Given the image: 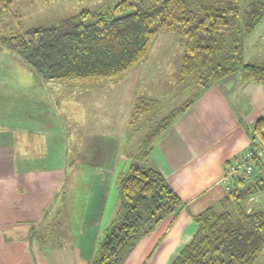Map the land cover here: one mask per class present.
Returning a JSON list of instances; mask_svg holds the SVG:
<instances>
[{
    "label": "crops",
    "instance_id": "obj_1",
    "mask_svg": "<svg viewBox=\"0 0 264 264\" xmlns=\"http://www.w3.org/2000/svg\"><path fill=\"white\" fill-rule=\"evenodd\" d=\"M261 22L250 35L254 43L264 38V19ZM50 88L51 82L0 46V264H90L108 228L104 216L116 177L133 164L132 154L122 158V151L136 130L130 124L134 102L120 101L124 96L118 95L110 103V108L123 113L119 125L115 118L110 120V114L105 128L93 117L89 129L88 124L84 129L77 123L68 133L58 118L62 104L52 103ZM162 94L156 91L154 96L142 90V96L134 101L139 97L161 100ZM185 100L181 107L191 101ZM82 106L78 102V110ZM259 120H264V89L243 82L238 75L210 87L189 103L154 143L144 163L165 176L184 206L140 240L124 264H169L192 236L194 216L227 196L226 165L248 151L251 139L246 128ZM88 133L90 148L84 149L81 142ZM77 135L78 161L70 154L72 145L68 147ZM70 174L78 176V199L72 197L76 184L66 181ZM67 189L74 190L66 202L65 195L60 197ZM54 199L59 200L56 210L51 208ZM248 204L249 210L264 211V194ZM62 213L68 219L69 235L55 233L54 237L55 241L70 239L69 245L59 246V253L73 256L67 263L55 261L56 251L50 248L54 242L48 240L47 233L43 239L37 232L47 228L46 222L55 221V215L56 220L61 218ZM257 264H264V249Z\"/></svg>",
    "mask_w": 264,
    "mask_h": 264
},
{
    "label": "trees",
    "instance_id": "obj_2",
    "mask_svg": "<svg viewBox=\"0 0 264 264\" xmlns=\"http://www.w3.org/2000/svg\"><path fill=\"white\" fill-rule=\"evenodd\" d=\"M24 0H0V46L17 54L46 82L90 85L116 82L142 64L161 34L185 40L179 84H193L194 103L210 87L233 76L264 89V62L246 63L244 44L264 19V0H121L112 9L84 10L54 26L1 32L12 8ZM189 103L173 111L142 144V156L117 181L114 219L90 264H123L137 244L184 204L165 176L142 165L154 143ZM156 101L140 97L130 124L137 127ZM247 127V126H246ZM253 172L230 178L227 196L194 216L192 236L169 264H257L264 249V211L248 208L264 194V120L246 128ZM245 154L227 167L247 163ZM142 161V162H141Z\"/></svg>",
    "mask_w": 264,
    "mask_h": 264
},
{
    "label": "rangeland",
    "instance_id": "obj_3",
    "mask_svg": "<svg viewBox=\"0 0 264 264\" xmlns=\"http://www.w3.org/2000/svg\"><path fill=\"white\" fill-rule=\"evenodd\" d=\"M119 1L121 0H24L16 4L10 13L5 16L6 20L2 22L1 32L7 35L10 34V32H23L33 27L54 26L60 21L75 16L84 10L96 12L98 10L112 9ZM144 2L147 7H152L154 5V0H144ZM260 25L258 27H260ZM246 39L244 48L245 62L251 64L264 62V38L263 40L262 37L259 40H255V43L250 36ZM184 49L185 40L180 34H161L154 42L147 59L119 81L90 85H71L51 82L50 94L52 103L55 101L56 103L59 102L62 104V109L59 111L60 114L58 118L64 124L68 133L74 130V127L76 128L75 125L77 123L78 127L82 124L83 128L85 124H88L89 129L93 117L100 121L102 128H105L110 114V120L115 118L116 123L119 125L122 122L123 113L109 107L110 103L117 99L118 95L124 96L125 98V100L122 98L120 101L130 100L132 104L140 98L134 101L135 97L142 96V90H146L147 93H151L154 96H156V91L163 92L162 96L159 97L161 100H156V106L153 108L152 112L142 119L138 126L134 128L136 130H134V133L132 132L130 139L126 141L123 148L122 153L124 154H122V158H125L128 154H132V163L136 162L137 158L140 160L141 158L139 157L142 156V151L144 150L142 149V144L148 139V135H150V133H152L173 111L185 107L186 105L181 107L186 101L185 99L188 98L191 100L196 93L193 84L178 83L180 66L185 53ZM78 102L84 104L80 110H78ZM133 105L134 104L131 105L132 108ZM185 110H183L181 114L185 112ZM78 134H81L79 130ZM89 136V133L83 136L84 140L81 144L84 145V149L90 148L91 141ZM78 138H80L79 135L76 137L74 136V142L68 143V147L70 148L72 145L74 149V151L70 150V154H75L77 161ZM246 154H248V151L245 155ZM142 165H144V163ZM230 168L231 167H227V174L224 178L225 182L228 184H230V178L232 177ZM119 176L122 175L116 177L112 196L110 197L108 209L104 216L105 227L110 225L109 222H112L111 220L114 219L116 213L117 206L115 205V201L118 200L117 181ZM76 177L78 182V176L73 174L66 175V179L68 178L66 180L67 184H76L75 190H63V195L60 199H63L64 195L66 196L64 201H66V199H72V197L78 199V186L75 182ZM71 191H73L72 197H69V192ZM58 201L59 200H53L51 205L52 210L57 209L56 206ZM61 208L64 210V206L61 205ZM64 214L65 213H62V217L57 218V220V215L54 214L55 221L50 223L46 222L47 228L37 231L43 239H45V233H47L49 236L48 240L52 243L54 242L56 247L55 245L49 247L56 251L54 252V259L59 263H67L73 259L71 253H59L60 243L62 245H64V243L69 245L70 239L68 237L67 239L58 238L59 241H55L57 237H54L56 235L55 233L63 234L65 232L67 236L69 235L68 219ZM35 239L38 238L36 237ZM51 261H53V259H51Z\"/></svg>",
    "mask_w": 264,
    "mask_h": 264
},
{
    "label": "built area",
    "instance_id": "obj_4",
    "mask_svg": "<svg viewBox=\"0 0 264 264\" xmlns=\"http://www.w3.org/2000/svg\"><path fill=\"white\" fill-rule=\"evenodd\" d=\"M263 152H261L259 155L262 156ZM245 158L248 160L247 163H241L238 165H234L230 168V172L232 176L240 175L241 173H246L248 176L252 175L253 169L250 163L253 160V156L251 153L246 154Z\"/></svg>",
    "mask_w": 264,
    "mask_h": 264
}]
</instances>
